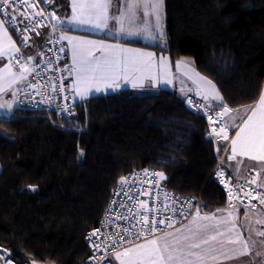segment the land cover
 I'll use <instances>...</instances> for the list:
<instances>
[{"label":"trees","instance_id":"obj_1","mask_svg":"<svg viewBox=\"0 0 264 264\" xmlns=\"http://www.w3.org/2000/svg\"><path fill=\"white\" fill-rule=\"evenodd\" d=\"M167 47L190 58L230 108L252 107L264 82V0H164ZM77 121L19 107L0 116V244L19 264H80L114 186L136 169L167 188L226 207L210 179L216 146L205 119L172 89H129L77 103ZM83 152V155H81ZM34 186L35 190H33Z\"/></svg>","mask_w":264,"mask_h":264},{"label":"built area","instance_id":"obj_2","mask_svg":"<svg viewBox=\"0 0 264 264\" xmlns=\"http://www.w3.org/2000/svg\"><path fill=\"white\" fill-rule=\"evenodd\" d=\"M17 11L24 13L25 23L23 25L18 22ZM5 12L8 14L5 15ZM38 12L40 15H37ZM52 13L55 16L58 14L57 0H27V5L21 2L16 4L15 8L10 6L7 9H0V18L20 40H23L24 36H28L31 40L41 37L44 29L51 25ZM13 16L15 20L12 19ZM26 24L35 25L40 35H36L35 31L21 33L20 29ZM14 25L15 31H13ZM60 37L59 33L53 31L45 39L42 57L28 72L27 84L19 94V101L22 107L52 113L73 123L77 121V100L67 71L64 42ZM15 56L20 58L21 64L26 62V56L22 52ZM13 60L16 63V59L13 58ZM189 100L192 101L191 104L188 103ZM184 104L187 109L202 116L207 123L208 132L215 142L217 153V160L210 179L224 189L227 204L237 206L256 203L264 206L260 203L264 190L259 185L261 175L259 168L249 167L242 177H236L223 161V155L234 132L227 125L226 117L218 116L222 108L213 106L196 94H187L184 97ZM209 116L212 117L211 121ZM221 127L227 128V140L222 138V134L218 135ZM159 172L153 167L136 169L126 175V181L123 184L119 182L114 186L99 223L86 230L88 255L80 264H116L113 257L117 251L167 233L196 216L197 209L201 211L202 195H184L167 188L162 178L154 175ZM229 193L232 195L231 200ZM145 216L148 218L147 226L144 222ZM160 220H164L165 223L160 224ZM168 224L172 227H168ZM152 227L157 228L158 231L149 234L148 229ZM95 229L99 231L89 239ZM96 245L99 247H95ZM0 257H3L0 259L1 264H6V260L9 259L11 264H19L14 259L12 250L3 244H0Z\"/></svg>","mask_w":264,"mask_h":264},{"label":"crops","instance_id":"obj_3","mask_svg":"<svg viewBox=\"0 0 264 264\" xmlns=\"http://www.w3.org/2000/svg\"><path fill=\"white\" fill-rule=\"evenodd\" d=\"M89 2H91V0L83 1V3ZM128 2L129 0H110L107 27L97 29L93 25L81 24L73 20V4L71 3V0H66L65 2H62V0H57V16H55L54 19L52 18L51 25L44 29L42 36L29 40L27 46L22 43L23 40H20L9 30L6 24L5 27L8 29V35L11 36L12 41H14L16 46L20 49L19 52H22V54L26 57L29 55L33 57V60L28 62L29 69L33 67L35 62L41 59L44 48V41L48 36H50L53 31L59 33L61 36L77 38V41H97L102 42L105 45H119L120 48L124 49H133L144 53L150 52L153 53V61L157 65L159 64L161 57L166 58V62L168 65L166 80L168 82L165 81V77L161 74L159 68L157 67L152 70L156 74L157 79L152 80L151 77L147 73H145L143 87H132L131 79L141 75V73L136 72L132 74V77L127 82L122 77L114 82L109 81V83H112V87H106L105 84L101 83L99 85L101 91L97 92L92 89L83 99H81L73 89L77 103L87 101L91 97L115 93L122 89H129L137 95L153 94L160 89H172L183 97H185L187 94L198 95L197 93H199V96H201L202 98H204L205 95H208L209 98L207 101H209L213 106H219L223 108V104L212 99V96L214 94L213 89L204 81H202L200 77H204L206 78V80L210 79L200 74L196 70L192 59L186 57L174 59L169 54V52L164 50V48L167 47L168 42L166 37V19L164 22L163 16V27L162 25H160L164 33L162 39L159 35V32L157 31V22L155 16L149 15L145 17L143 14V7H140L136 10V16L131 21H129V19L127 18L124 19L123 31H121V23L117 21L116 17L120 16L121 12L127 11ZM21 12L22 11H17L16 14L19 24L23 25L25 23V18L24 15L20 14ZM53 26H55V28H53ZM129 33L135 34L130 35ZM3 39L4 37L2 36V34H0V40ZM63 42L67 55L68 75L72 83H74L76 77L75 73L72 72V43H70L68 39H63ZM93 55L99 58L102 57L104 53H102L97 47L93 50ZM177 61H183L185 63H182L181 67L177 69ZM8 64L9 57L5 53L4 55L0 56V70L4 69ZM11 65L12 72L16 73L17 76H19L20 66L16 64L13 59L11 60ZM197 73H199V76L197 75ZM27 74L24 79H18L11 85H9L6 78L0 80V87L3 88V91H0V116L7 117L11 115L16 108L22 107L19 101V94L26 87ZM212 84L215 85L213 82ZM116 85H119V87H117ZM215 89L218 90L216 85ZM261 93H264V82ZM255 105H253L252 107H255ZM231 109L233 111L225 115V117L227 125L234 132L232 137L233 139L235 138L236 132L239 131V126L242 124V120L246 119L247 115L250 114V107ZM246 109H249V111L246 112ZM234 117L235 119H233ZM233 125L236 126L234 127ZM231 155L232 153L230 142L223 155V161L226 166L236 177H242L249 167L259 168L261 173L260 186L264 189V184L261 185V180L262 178H264V160H253L248 156H241L239 154H237L233 159H229L228 157ZM218 209L220 211H217ZM229 212L232 213L231 217L228 216ZM205 216H214L215 219H203V217ZM200 217L201 218L197 219L196 221L197 224L216 225V230L224 233V235L218 236L216 241H212L210 245H201V249L193 250L201 251L209 247L217 249V251L209 253L208 255L216 256L218 258L215 260L208 259L207 264H264V236L258 235V232L264 231V206L258 205L256 203H248L237 206L228 205L226 207L217 208L214 211L201 210ZM193 218L167 232L172 234L168 236L167 239L169 241H173L176 239H180L185 235H189L188 229L195 228V225H193L192 223ZM224 218H227V220L225 221ZM217 221L221 222L217 223ZM233 224L235 225V229L233 231H229V228ZM237 232L240 233L243 240L248 241V254L240 255L243 247L241 244L228 243L229 239L235 238ZM161 236L162 235L150 239H159ZM199 238H206V236L202 234L201 237H198V239ZM147 240L139 244H144ZM221 241H223L222 244L220 243ZM192 242V240L185 241L181 239L179 246H184ZM136 245L132 247H135ZM257 253H259V255H257ZM225 256L233 258L227 259L225 258ZM113 258L116 264H120V260H117L115 255ZM189 259L195 260V257H189Z\"/></svg>","mask_w":264,"mask_h":264},{"label":"snow or ice","instance_id":"obj_4","mask_svg":"<svg viewBox=\"0 0 264 264\" xmlns=\"http://www.w3.org/2000/svg\"><path fill=\"white\" fill-rule=\"evenodd\" d=\"M24 3L27 5V0H0V9H7L8 7L15 8L16 4ZM162 5L163 0H129L127 4V11L121 12L120 16L116 17L117 21L121 23V31H123V21L125 18L131 21L136 16V10L140 7L144 9V16L154 15L157 22V31L161 39L163 38V30L160 27V21L162 19ZM110 7V0H91L89 3L77 4L76 0H73V20L81 24H90L97 29H102L107 27L108 20V9ZM8 13L5 12V15ZM24 15L23 12L20 13ZM37 15H40L38 12ZM51 17L54 19L55 14L52 13ZM15 20V16L12 17ZM55 28V26H53ZM13 31H15V25L13 26ZM21 33L28 31H35L36 35H40L39 31L36 29L35 25H24L20 29ZM0 34L4 37L0 40V56L5 53L9 57V64L5 66L4 69L0 70V80L7 79L9 85L15 83L18 79H24L26 74L30 71L28 63L33 60L31 55L25 58L26 62L21 64L20 58L15 56L19 53L20 49L16 46L15 42L12 41L10 35H8V29L5 27V22L0 20ZM130 35L135 33H129ZM155 38V37H153ZM29 37L24 36L22 43L27 46L29 42ZM60 39H68L72 43V61L73 67L72 72L75 73V81L72 85L73 89L76 91L77 95L83 99L90 90L101 91L99 85L101 83L105 84L106 87H112V83L109 81H116L121 77L127 82L132 77L133 73L139 72L140 76L131 79V84L133 88L143 87V80L145 78V73H147L152 80H156L157 76L152 71L154 68H159L161 74L165 77L167 76L168 65L165 57H161L159 64H155L153 61V53L139 52L133 49L120 48L119 45H105L102 42L97 41H77V38L61 36ZM75 41V42H74ZM91 46V47H86ZM104 53L102 57H95L93 55V50L95 48ZM63 51V49H61ZM15 58L16 63L20 66V74L17 76L16 73L12 72L11 60ZM185 63L183 61H177V69L181 67V64ZM199 76V73H197ZM207 85L213 89L212 99L223 104L222 111L218 113L221 118L233 110L224 103L223 97L220 95L219 91L215 89V85L212 84L211 80H206L204 77H200ZM119 87V85H116ZM155 86V85H154ZM55 90V86H53ZM63 90V88H61ZM0 91L3 88L0 87ZM199 95V93H197ZM208 95L204 96L205 100H208ZM67 99V97H65ZM189 104L192 103L191 100L188 101ZM246 112L249 109L245 110ZM235 119V117L233 118ZM209 120L212 117L209 116ZM234 127L236 125H233ZM215 131V129H213ZM224 140L228 139L227 128L221 127L220 133ZM231 153L229 159H233L237 154L241 156H248L253 160H264V93H261L258 102L255 107H250V114L247 115L246 119L242 120V124L239 126V131L236 132L235 138L231 140ZM83 155V152H81ZM147 173V170H145ZM154 175L160 178H165L163 172L154 173ZM223 175V173H221ZM126 181L125 177L120 178V183L123 184ZM254 182V181H253ZM33 190H35L34 186ZM232 195L229 193V199L231 200ZM114 203V202H113ZM260 203L264 204V196L260 198ZM123 206V205H121ZM111 209L109 208V211ZM217 211H220L219 209ZM232 213L229 212L228 216L231 217ZM200 217V211L197 209L196 216L193 218V225L195 228H189V235H185L180 239L169 241L168 236L171 233H163L159 239L147 240L144 244H137L135 247H130L124 249L122 252L117 251L115 256L117 260H120V264H207L208 259H217L216 256H209V253L217 251L213 247L203 249L201 251H193L194 249H201V245H210L212 241H216L218 236L224 235V233L216 230V225H200L196 221ZM203 219H215V217L205 216ZM226 221L227 218H224ZM145 225L148 224L147 216L144 217ZM221 221H217L219 223ZM160 224H164V220L159 221ZM155 224V221H153ZM168 227H172L168 224ZM235 225L233 224L229 231H233ZM99 229H95L89 236H94ZM127 231V230H125ZM158 231L157 228L152 227L148 229L149 234ZM214 233V234H212ZM204 234L206 238H199ZM258 235L264 236V231L258 232ZM192 240L184 246L180 245V240ZM123 240V237H121ZM115 243V242H114ZM221 244L223 241L220 242ZM228 243L231 244H241L242 251L240 255H245L249 253V243L243 240L239 232L236 233L234 239H229ZM95 247H99L96 245ZM259 255V253H257ZM189 257H195V260L189 259ZM227 259L233 257L225 256ZM3 259V257H0ZM6 264H11V260H6ZM35 264V262H33Z\"/></svg>","mask_w":264,"mask_h":264},{"label":"rangeland","instance_id":"obj_5","mask_svg":"<svg viewBox=\"0 0 264 264\" xmlns=\"http://www.w3.org/2000/svg\"><path fill=\"white\" fill-rule=\"evenodd\" d=\"M66 0H62V2H65ZM83 1L84 0H76V3L77 4H82L83 3ZM71 3L73 4V0H71ZM162 16H163V21L165 22V19H166V16H165V7H164V0H163V5H162ZM164 16H165V18H164ZM163 24L164 23H162V19H161V21H160V25H162V27H163ZM204 99V98H203ZM1 170H2V165H1V163H0V173H1ZM264 184V178H262V180H261V185H263ZM259 185H260V181H259ZM261 187V186H260ZM262 188V187H261ZM263 189V188H262ZM264 190V189H263ZM121 252V251H120Z\"/></svg>","mask_w":264,"mask_h":264},{"label":"water","instance_id":"obj_6","mask_svg":"<svg viewBox=\"0 0 264 264\" xmlns=\"http://www.w3.org/2000/svg\"><path fill=\"white\" fill-rule=\"evenodd\" d=\"M46 264H49V263H46Z\"/></svg>","mask_w":264,"mask_h":264}]
</instances>
